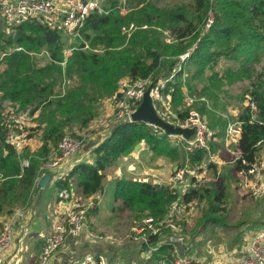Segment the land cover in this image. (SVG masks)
Segmentation results:
<instances>
[{
	"label": "trees",
	"instance_id": "trees-1",
	"mask_svg": "<svg viewBox=\"0 0 264 264\" xmlns=\"http://www.w3.org/2000/svg\"><path fill=\"white\" fill-rule=\"evenodd\" d=\"M101 1V8L91 12L78 34L73 36L37 22L23 21L8 27L9 31L0 23V55L5 64L0 71V216L9 214L15 205L27 203L34 192L35 181L43 174V167L58 143L69 134L76 137L69 133L75 128H87L96 117V105L116 93L119 81L125 78L138 81L151 77L158 81L172 76L162 90V97L174 103L183 98L182 83L178 81L184 74L192 78L203 75L221 59L236 63L237 68L226 69L222 79L216 81L229 85L242 80L251 83L243 94L249 97V102L241 106L234 117V123L241 130L235 170H246L264 147V65L256 77L252 69L246 67L264 59V0H191L190 5L171 9L158 7L152 1L124 0L130 6L125 14H121L122 0ZM210 15L212 24L205 29ZM129 26L131 31L136 29L128 35ZM199 27L203 30L199 31ZM159 31H169L172 39L167 42ZM63 34L64 38L76 41L68 55ZM188 51L190 55L180 64L181 70L172 73L173 67L179 64V57ZM43 54L47 63L40 64L39 55ZM6 101L19 111L30 108V116L38 113L36 129L41 131L42 146L36 152L25 148L17 153L5 141L1 114ZM191 107L175 111V115L184 120ZM205 108V103H200L195 111L206 115ZM227 124L220 125L224 133L218 132V138L224 137ZM216 127L213 124L209 128ZM158 132L143 122L116 123L94 146L92 163L76 164L66 176L55 180V186L67 191L76 186L79 196L86 200L102 193L104 172L139 144L145 143L154 153L177 155L167 135L159 136ZM30 136L32 138V134ZM207 153L205 149L195 150L189 153V161L203 163ZM24 159L29 161L27 168L22 167ZM95 200L86 212L89 231L95 229L90 217L99 211ZM194 200H205L208 204L204 221L219 223V213L224 210L222 205L226 200L222 177L210 182L207 188L198 185L184 194L151 181L117 177L110 217L116 219L126 214L138 228L145 229V220L152 219L157 225L165 219L172 204L189 205ZM146 231H142L144 235ZM171 235L173 233L165 229L156 235L149 234L147 241L141 242L140 251L148 252L150 263L165 260L173 264L170 263L172 246L163 243ZM72 240L75 238L70 237L69 244ZM73 250L71 247L70 253ZM69 251L62 255L61 264L77 261L68 256ZM94 251L93 254H98Z\"/></svg>",
	"mask_w": 264,
	"mask_h": 264
},
{
	"label": "rangeland",
	"instance_id": "rangeland-1",
	"mask_svg": "<svg viewBox=\"0 0 264 264\" xmlns=\"http://www.w3.org/2000/svg\"><path fill=\"white\" fill-rule=\"evenodd\" d=\"M148 1L154 2L158 7H166L168 9L192 4L191 0H146V2ZM101 2L102 1H99V7ZM121 7V14H125L130 10L129 4L124 0H122ZM203 27H199V31H202ZM135 29L136 27L131 31L130 28L126 33L129 35ZM159 32L162 33V31ZM162 34L164 40L167 42L172 39V35L169 31L163 32ZM62 37L65 41L64 50L68 55L72 49L70 46L75 44L76 41L64 38V34ZM39 58L40 64L47 63L46 54L39 55ZM1 59L2 55H0V71L4 69L5 65L4 63L2 64ZM263 65L264 59L262 58L259 63H254L252 65L247 64L246 67L252 69V75L256 77L261 73L260 70ZM228 68H237L236 63L221 59L218 64L206 70L203 75L192 78L191 76L189 77L187 73L184 74L181 81H178L182 83V100L177 99L174 103H171L169 98H167L165 99L166 101H164L173 117H177L175 111H186L189 109V106L191 107L193 104L190 108V112H196L195 108L199 106L200 103H205L206 115H200L198 112L196 113L207 125L209 131L213 132L216 136L215 140L210 141L208 144V149H205L208 153L203 163L193 164L189 161L190 154L185 149L184 140L182 141V139L188 140L191 136L185 138L182 135H168L159 131V136L164 134L167 135L168 142L170 146L178 152L177 155L172 157L164 152L154 153L143 143L141 146L142 149H140L137 154L138 159L136 158V165H131V170L125 171L123 168L117 169L116 162L115 166L108 168L104 172L103 191L96 196L97 200H95L99 207L100 217L98 219L90 217V221L95 224V229L92 230L94 233L111 236L109 242L97 243L95 246L100 249L97 250L100 251V253H97L104 255L108 259V263L118 264L122 261L126 264L131 261L134 264H152L149 262L150 258L148 252L140 251L142 248L141 242L149 235L148 231H146L147 234L144 235V232H142L141 229L138 228V225L126 216V214L125 216L120 215L116 219L111 218L110 213H108L106 217H101L109 211L113 204L114 184L117 177L151 181L157 186L170 187L171 184H169V182L173 171L186 166L194 171H203V173H200L202 177L197 181L198 185L204 188L209 187L210 182L215 181L217 177H222L226 186V200L222 205L224 210L219 213V217L221 218L220 222L210 224L204 221V214L208 211V204L205 200H194L186 209L184 217L180 222L179 231L177 233L174 232L172 235L178 236L179 240L181 242L183 241L180 249H177L179 250L178 256L184 258L187 264H225V258L230 257L229 252L236 248L239 249L238 252H240L243 248H240L242 243L246 244L249 242V240L245 242V239L252 236L256 231L264 228V199L260 200L248 195L242 188L241 174L235 170V161L239 157L237 154V144L227 146L223 136L222 138L217 137L218 132L223 131L224 133V129L222 131L219 129L220 125L223 122L234 123V117L240 112L241 106L249 102V97L243 95L245 91L250 89L251 83L249 80L237 81L230 85L226 82H216L222 79L224 71ZM113 97L114 94L101 100L96 105V117L87 128L83 130H77V128H75L69 132L71 134L74 133L76 136L75 138L82 141L81 148L84 141H88L90 137L99 134L103 136L107 135L111 127L116 124L114 123L115 107L113 105ZM157 104V102L153 103L158 116H163L162 114L165 111H162ZM17 108V106H14L8 101L4 102L1 123L3 117L9 110H15ZM29 109L30 108H27L22 112H29ZM213 124L217 125V127L215 129L209 128L210 125ZM30 130L32 131L33 129L30 128ZM31 134L32 136L34 135L33 132H31ZM138 146H140V144ZM134 151L135 150H133L129 156L132 153L134 154ZM256 159L264 160V147H261ZM65 165L69 168L67 160L62 161L57 168L50 170V173L54 176L61 175V173L63 174L62 171ZM188 180H190L189 177H187V181ZM73 188L75 190L74 196L79 199V196H76L79 195L76 186ZM50 191L54 199L56 188L52 186ZM87 201L82 203H88ZM89 202L94 203L93 199ZM22 205L23 204H18L15 206L20 207ZM5 210L8 211V206L5 207ZM2 218L3 216H0V221ZM144 223L145 222H143V225ZM164 230L165 228H162V232H164ZM172 236L166 237L163 243H167L166 239ZM112 246L114 248H110ZM159 263L160 262L157 264Z\"/></svg>",
	"mask_w": 264,
	"mask_h": 264
},
{
	"label": "built area",
	"instance_id": "built-area-1",
	"mask_svg": "<svg viewBox=\"0 0 264 264\" xmlns=\"http://www.w3.org/2000/svg\"><path fill=\"white\" fill-rule=\"evenodd\" d=\"M99 1L101 0H0V23L5 25L7 27L6 30L9 31L8 27L23 21L37 22L47 25L51 29H60L63 33L73 36L78 34L84 25L85 18L99 8ZM211 24L212 15L207 19L204 28L208 29ZM130 28L132 29V27ZM189 55L190 51L179 57V64L173 67L172 73L180 70V64H183ZM171 79L172 76L158 81H153L151 77L138 81H131L126 78L120 80L113 97V105L115 107L114 123L132 122V114L139 107L144 93L150 88L149 94L152 103L157 102L158 107L165 111L162 114L163 116L160 115L161 119L174 127L193 130V135L190 139H182L188 153L191 154L195 150H207L210 141L215 140V135L209 131L207 125L199 118L196 112H189V116L184 120L171 116L166 102H164L166 100L162 97V90ZM29 120L30 115L28 112H22L18 109L9 110L2 119L1 127L4 139L17 153L25 149L31 141V130L27 124ZM150 126L154 129V132H164L154 125ZM240 134L241 130L238 124L228 123L224 135L226 145H236ZM81 144L82 141L80 139L69 135L65 136L51 153L49 162L43 167L41 177L45 174L50 175V170L57 168L62 161L71 162L73 157L80 151ZM28 165V160L22 161L23 168H27ZM200 173H203V171H194L188 166L175 169L169 182L171 184L170 187L179 194H184L188 189L198 186L197 180L202 177ZM239 173L242 177V188L244 191L254 198L264 199V160L256 159L246 170ZM187 177L190 180L187 181ZM38 183L39 178L35 181L34 188H39ZM57 199L59 217L40 253L38 264H52L57 261V255L65 250L67 251L70 237L89 244L109 242L111 240V236L94 233L86 227V212L93 207V202L87 201L88 203L83 204L80 198H76L65 189L58 191ZM187 207L188 205L183 203L172 204L165 219L157 225L154 224L152 219L145 220V229L150 232V235L161 233L162 228L168 229L172 233H177ZM22 212V209L15 208L12 217L1 224L0 264H3V256L10 250L13 243L14 220L21 218L23 216ZM139 229L141 231L145 230ZM166 240L172 246V251L174 250V254L173 252L171 253L170 263L187 264L184 258L178 256L179 250L177 249L178 245L181 244L178 236H172ZM143 241L146 242L147 238ZM243 245V248L234 258H225V264H264V229L255 232L249 242ZM59 264L61 263L59 262ZM71 264L109 263L104 255L90 254L77 261H72ZM159 264L167 263L162 260Z\"/></svg>",
	"mask_w": 264,
	"mask_h": 264
},
{
	"label": "crops",
	"instance_id": "crops-1",
	"mask_svg": "<svg viewBox=\"0 0 264 264\" xmlns=\"http://www.w3.org/2000/svg\"><path fill=\"white\" fill-rule=\"evenodd\" d=\"M37 115L38 113L30 117V120L27 123L28 126L32 129L37 128V125H38L36 121ZM31 132H33L34 135L32 136L31 141L28 143V146L26 147V149H28L29 151H31V153H33V152H36L42 146V140H41L42 134H41V131L37 129L34 131L32 130ZM105 137L106 136L99 134V135L90 137L88 141H84V144L82 148L80 149V151L76 154L75 157H73L71 162H68L69 168H67L66 165H65L66 167L65 166L63 167L64 168V170L62 171L63 174L61 173V175H56V176L50 174L49 180L44 189L40 187L35 188L31 198L27 201V203L23 204L20 207L19 206L14 207L9 214L1 215V217L3 216V218L0 221L1 222L0 227L3 222H5L6 220H9L10 217H12L13 211L15 208H20L23 210L22 212L23 216L17 220H14L13 243H12L10 250L3 256V264H38L40 253L42 252L47 239L51 235L53 231V226L56 223L57 218L59 217V214L57 212L59 205H58V199H57V194H56L58 193L59 190L55 186V182H56L55 180L67 175L69 171L71 170V168L78 163H81V162L92 163L93 159L91 156V152L94 146L97 145V143H99ZM142 145L143 144H140V146H137V148L134 151V154L132 153L130 156L127 155V156H124L118 159L117 169L123 168L125 171L131 170L132 168L131 165H136V158L138 159L137 154L139 150L142 149L141 148ZM150 179L152 180L151 177ZM52 186L56 188L54 199H53L52 192L50 191V188ZM74 191H75L74 188H72L70 192L74 195L75 193ZM76 196H79V195H76ZM79 198L81 202H86L87 200L89 201L92 199L94 200V198H97V197L87 198L86 200H83V201L80 196ZM110 209L108 212L103 214L104 216H101V217H106V215L110 213ZM92 217L95 219H98L100 217L99 211ZM250 238L251 236L247 237L245 239V242L248 241ZM86 245L87 247H85ZM96 245L97 244H89V243L85 244L83 241L78 240V239L72 240L70 241L67 252L69 251V249H71V247H74V250L71 251V253L69 251L70 254L68 253V256H71V258L73 259L77 258L76 260H79L86 255L93 254V249H95L96 252L100 253V251H97L99 248H96L95 247ZM242 246H243V243L240 246V248ZM238 251L239 249L237 248L232 250L231 252H229V256L234 258L239 253ZM64 252L59 253L56 258L58 262L55 261L52 264H59V262L61 263L63 260L62 255L64 254ZM71 261H75V260H71ZM129 263L134 264L131 261ZM118 264H125V263L121 261Z\"/></svg>",
	"mask_w": 264,
	"mask_h": 264
},
{
	"label": "water",
	"instance_id": "water-1",
	"mask_svg": "<svg viewBox=\"0 0 264 264\" xmlns=\"http://www.w3.org/2000/svg\"><path fill=\"white\" fill-rule=\"evenodd\" d=\"M149 92L150 88H148L144 93L139 107L132 114V122H143L146 124L154 125L163 130L168 135H182L185 138H189V136H192L193 130L174 127L158 116V113L153 106ZM49 177V174H45L39 179L38 185L40 188L44 189L46 187Z\"/></svg>",
	"mask_w": 264,
	"mask_h": 264
}]
</instances>
